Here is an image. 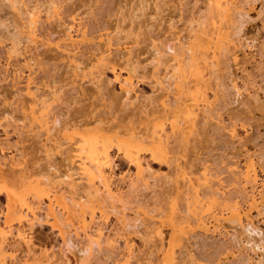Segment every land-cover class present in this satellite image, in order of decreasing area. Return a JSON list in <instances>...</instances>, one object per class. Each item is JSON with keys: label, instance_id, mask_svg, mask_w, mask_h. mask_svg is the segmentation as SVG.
Masks as SVG:
<instances>
[{"label": "bare ground", "instance_id": "obj_1", "mask_svg": "<svg viewBox=\"0 0 264 264\" xmlns=\"http://www.w3.org/2000/svg\"><path fill=\"white\" fill-rule=\"evenodd\" d=\"M8 1L16 20L10 15L13 27L16 25L13 32L17 33H11V38V34L9 38L0 34L5 54L4 62L0 61L4 80H0L9 85L0 89V129L5 134L0 140V198L4 196L0 264H100L111 256L114 264H264V162L256 159L260 154L251 152L245 122L232 121L233 117L227 122L222 115L224 105L233 102L235 94L237 101L244 94L243 101L264 100L263 77V86L256 84L257 78H253L257 73L253 77L247 70L252 81L242 94L235 80L239 73L235 76L232 71V65L239 66L241 56L255 44L242 38L243 25H257L262 20L257 29H264V3H260L262 7L259 0H203L202 17L198 14L195 21L192 16L194 24L191 21L183 33L175 28L173 14L163 12L161 5L166 0H137V9L123 1L125 5H119L110 24L93 35L86 23L93 7V3L88 4L90 8L85 4L89 0L71 4L70 0L68 6L66 0ZM65 6L70 7L67 10ZM144 29H148L146 47L153 52L150 57L147 52L145 58L154 60L149 67L153 68L150 80L152 77L156 86L151 96L140 95L136 88L137 79H145L146 70L141 73L144 63L140 68L136 58L144 57H136L140 52L133 49L145 42H141ZM164 33H168L166 42L161 40ZM8 39L14 42L8 45ZM54 53L56 65L63 62L62 68L69 74L61 75V84L66 82L63 77L77 84V93L70 92L74 95L67 98L75 101L79 91L84 97L80 95L81 103L101 101L105 108L101 115H94L97 107L83 104L89 107L88 115L61 119L64 113L54 109L68 100L61 93V80L57 78V84L55 78L38 79L48 70L45 58L49 61ZM120 64L125 74L116 70ZM259 64V69L264 68ZM107 69L117 83V95L108 87L116 102L121 101V107H130L132 112L124 117L123 112L119 121L105 96ZM263 70H259L260 76H264ZM84 85L91 94L84 92ZM69 101V107L64 103L65 112ZM81 103L79 108L85 110ZM69 112V116L74 113ZM8 124L17 138L13 143L8 140ZM219 134L225 143L229 141L228 148L234 145L232 154L240 150L238 155L243 157L242 161L227 162L228 167L224 163L231 178L228 181L226 176L223 180V167L218 164L225 161L227 153L218 160L214 152ZM31 140L36 150L31 151ZM201 144L206 149L212 147L207 150L212 157ZM56 156H62V163H56ZM116 157L130 167L128 173L116 174ZM151 163L167 170L158 173ZM111 214L115 223L107 227ZM38 225H48L55 232V241L42 248L36 245L33 233ZM215 242L224 245L218 244L223 250ZM207 246L215 248L210 258L203 256L205 252L197 255V251L209 250L204 249Z\"/></svg>", "mask_w": 264, "mask_h": 264}, {"label": "rangeland", "instance_id": "obj_2", "mask_svg": "<svg viewBox=\"0 0 264 264\" xmlns=\"http://www.w3.org/2000/svg\"><path fill=\"white\" fill-rule=\"evenodd\" d=\"M8 1V0H7ZM7 1H5V0H0V34H1V38L3 37H8L11 33L13 34V35H15L16 33H17V31H16V33L14 34V32H15V29H14V27L16 26H14L13 27V20H11V19H14V16L11 14L12 13V7L11 6H9V1L7 2ZM26 1V0H25ZM34 1V0H33ZM59 1V0H58ZM70 0H66V3H67V5L66 6H68V2H69ZM73 1V2H72ZM72 1H70V4L71 3H79V0H77V1H74V0H72ZM82 2L84 1V0H81ZM86 1H88V0H86ZM90 1V0H89ZM88 1V2H89ZM92 2L90 3H88V2H86L85 4L89 7V5L91 4L92 5V3H93V7L92 8H88V7H86V5L85 6H83V7H86V10L88 11V9H89V11L88 12H90V14L91 15H89V13H87V17H88V20L86 21V23H88L87 24V26H88V32L91 34H98V32H99V30H101V28H104L106 25L108 26V24H110V20L114 17V15L113 14H115L117 11L116 10H118V7H119V5H125L126 3H128L129 2V4H131L132 6H136L137 5V7H136V9L138 8V4L137 3H139V2H137V0L135 1V3H134V1H130V0H95V1H93V0H91ZM123 1H124V3L125 4H123ZM139 1V0H138ZM26 2H31V0L30 1H26ZM85 2V1H84ZM95 2H96V4H95ZM204 4V2H203V0H166V2H165V4H162L161 5V8L164 10L163 12L165 13V14H167V13H172L173 14V16H174V21H175V28L177 29V31L180 29L181 30V32H182V30H183V33L185 32H187V30H188V27L191 25V21L193 20V18H194V20L196 21V16L198 15V14H201V16L199 15V17H202V14H203V12L201 11L202 10V6H203V4ZM257 3H258V1H257ZM260 3H264L263 2V0L261 1V0H259V4ZM69 4V5H70ZM84 4V3H83ZM89 4V5H88ZM95 4V5H94ZM128 4V5H129ZM262 4H260V6H262ZM65 6V7H66ZM71 6V5H70ZM69 6V7H70ZM264 6V5H263ZM262 6V7H263ZM11 9H10V8ZM69 7L67 8V10L69 9ZM203 7H205V5L203 6ZM88 8V9H87ZM82 9H85V8H82ZM203 9H205V8H203ZM263 9V8H262ZM94 10V11H93ZM115 11V12H114ZM201 11V12H200ZM203 11H205V10H203ZM10 12V13H9ZM144 13V12H143ZM163 13V14H164ZM263 15V17H264V13H262ZM13 16V18H11L10 19V17L11 16ZM91 16V17H90ZM113 16V17H112ZM192 16H193V18H192ZM8 17V18H7ZM86 17V16H85ZM87 17H86V19H87ZM111 17V18H110ZM198 16H197V20H198V18H199ZM3 19H5V20H3ZM90 19V20H89ZM192 19V20H191ZM264 19V18H263ZM15 20V19H14ZM200 20V19H199ZM15 23H16V20L14 21ZM193 22V21H192ZM260 22V21H259ZM258 22V23H259ZM108 23V24H107ZM247 23V22H246ZM245 23V24H246ZM263 22H262V20H261V23H259V24H262ZM4 26H3V25ZM11 24V25H10ZM190 24V25H189ZM193 24H194V22H193ZM243 25L244 27L247 25V27H249L248 29L249 30H247L246 28L247 27H242V32L244 33H242L243 34V36H242V38H247L246 40H248V38H249V40L250 41H253V43H255V44H253L252 42V44L254 45V47H251V49L252 50H250L248 53H247V50L245 51V55H244V58H245V56H246V54H247V58H245V60H243L244 61V63L242 62V59H244L242 56H241V62L239 63L240 65V67L238 66V65H232V71H234L233 72V75H238L237 74V72L239 73V77L238 76H234L235 77V80H237L236 81V85L241 89L242 88V90H240L241 92L244 90V88H246L247 86H250L248 83H251L250 82V76H248V73L249 72H246L247 70L249 71V69H250V73H257V74H255V78H253L254 77V74H253V79H256V81H253V82H258V83H256V84H262V82L261 81H263V80H261V78L263 77V79H264V76L262 75V76H260V74L259 73H261L262 74V72H260L259 70H261L262 71V69H264V68H261V69H259L258 67H257V65L260 63V60L262 61V62H264V29H263V26H261L260 28H258L257 29V26H260L259 24H257L256 25V22L254 23V22H252V23H250L252 26H253V24H255L256 26H253V29H252V26L249 24V26H248V24H246V25ZM187 25V26H186ZM6 26H8L9 27V30H8V28L6 27ZM103 26V27H102ZM250 26H251V28H250ZM4 27H6V28H4ZM186 27H187V29H186ZM191 27V26H190ZM43 28V27H42ZM179 28V29H178ZM183 28V29H182ZM186 30H185V29ZM244 28V29H243ZM44 29H45V27H44ZM98 29V30H97ZM252 29V30H251ZM255 29V30H254ZM263 29V30H262ZM91 30V31H90ZM96 31V32H94V31ZM152 30V29H151ZM175 30V29H174ZM251 30V31H250ZM260 30V31H259ZM7 31V32H6ZM9 31V32H8ZM14 31V32H13ZM93 31V32H92ZM246 31H247V34L249 35V36H251V37H247V34H246ZM249 31V32H248ZM258 31V32H257ZM143 32V33H142ZM142 34H143V37L141 38V35H140V38L141 39H143L141 42H143V41H145L144 40V38H146V36H147V34H148V29L146 30V29H144V31L142 30ZM251 32V33H250ZM258 34H257V33ZM5 33V35L3 36V34ZM161 33V32H160ZM240 33V34H241ZM10 35L9 37L11 38V36H13V35ZM157 34H159V33H157ZM168 34V33H167ZM167 34H163V39H161V35L159 36V40L161 39L163 42H166V41H164V40H167L166 39V35ZM181 34V33H180ZM7 35V36H6ZM92 35V36H93ZM144 35H146L145 37H144ZM183 35V34H182ZM255 35V36H254ZM166 36V37H165ZM257 36V37H256ZM8 37V38H9ZM165 38V39H164ZM168 38V37H167ZM253 38H254V40H253ZM257 38V39H256ZM6 39V38H5ZM140 39V40H141ZM9 40V41H8ZM6 42H7V44L8 45H10V42L12 43V42H14V40L12 41L11 39H8ZM11 40V41H10ZM160 40V42H162ZM248 40V41H249ZM148 41V40H147ZM147 41H145V42H143L142 44H138L139 46L138 47H140L139 49H138V47H137V49L135 48V49H133L134 51L136 50V52H140V53H137V55H136V57H140L141 59L144 57V59H142V60H140L139 58L137 59L136 58V61H138L139 63H137V64H139V65H137V66H139L140 68L142 67L141 65L143 64V68L144 69H140V68H137V69H139L138 71L140 72V70H141V73L143 72H145V70H146V75L145 76H143V77H145V79H137V81L138 82H136V88L138 89L137 91H138V93L141 95L142 94V96H149L151 93H153L154 91V89H156L155 87V85L153 84L154 82V80H152V77H151V80H150V72H151V69H153V68H149L152 64H153V62H154V60L153 61H151L152 63H149L150 61L148 60V59H146L145 57H150L152 54H153V52H152V49L150 50L149 48H147L148 47V45H147V47H146V44H148V42ZM257 41V42H256ZM163 44L164 43H162V46H163ZM141 45V46H140ZM252 45V46H253ZM164 47V46H163ZM1 48V47H0ZM134 48V47H133ZM1 50H3V52L1 51ZM139 50V51H138ZM148 50V51H147ZM134 51H133V54H134ZM149 51H151L152 53L150 54V52ZM254 51V52H253ZM148 52V54H146ZM4 53V48H1L0 49V58L2 59H0V61H1V63L2 62H4L3 60H4V56H5V54H3ZM46 53V52H45ZM44 53V54H45ZM48 53V55H50V52H47ZM145 53V54H144ZM251 55L250 57H249V55ZM263 54V55H262ZM53 55H54V58H52L53 57ZM135 55V54H134ZM133 55V56H134ZM145 55V56H144ZM148 55V56H147ZM45 56H46V54H45ZM45 56H44V58H45ZM262 57V59H261V57ZM3 57V58H2ZM52 57L51 58H49V61L50 62H52V61H54L53 62V65H54V67H52V63H50L49 61H48V59H46L45 58V60L47 61L46 62V68H48V70H45L46 68L45 67H43V68H45V69H43V70H45V71H43V73L42 74H40V76H39V74H38V76L40 77H38V79H41V78H46V76H47V78H48V81H50V80H52V79H54V80H56L57 78V80H59L60 78L62 79V77H61V75H64V76H66V69L65 68H62V67H64V65H61L63 62H61V61H59L60 62V65L59 66H57L58 64V60H57V58H56V54L54 53V54H52ZM154 57V56H153ZM135 58V57H134ZM152 58V57H151ZM252 58V59H251ZM50 59H52V61L50 60ZM53 59H55V60H53ZM248 61H247V60ZM253 60V61H252ZM247 62V64H246V62ZM256 61V62H255ZM56 62V63H55ZM148 62V63H147ZM260 63L259 64V66L260 67H263L264 66V64L263 63ZM47 63H50V64H48L47 65ZM122 63V62H121ZM57 64V65H56ZM118 64H119V62H118ZM145 64H147V66L145 65ZM243 64V65H242ZM263 64V65H262ZM124 65V64H123ZM48 66V67H47ZM61 66V67H60ZM120 66V67H119ZM234 66V67H233ZM245 66L247 67L248 66V68H245ZM256 66V67H255ZM49 67H51V69L49 68ZM59 69H58V68ZM124 67V66H123ZM123 67L121 66V64L120 65H118V66H116V70L118 71V72H120L121 74H125V72L124 71H126V69H124L123 70ZM152 67H153V65H152ZM122 70H121V69ZM237 68H239V69H237ZM243 68V69H242ZM257 68V69H256ZM49 69H50V71H49ZM55 69H57V71L55 70ZM236 69V70H235ZM241 69V70H240ZM51 70H55V71H52L51 72ZM60 70V71H59ZM65 70V71H64ZM144 70V71H143ZM245 70V72L247 73H244L243 71ZM51 72V73H48V72ZM160 71H162L161 69H160ZM252 71V72H251ZM259 71V72H258ZM264 71V70H263ZM42 72V71H41ZM47 74H50V76H52V77H50V76H48V75H45L46 73ZM57 72V73H56ZM236 72V74H234ZM240 72H242V73H240ZM64 73V74H63ZM149 73V74H148ZM106 74H107V76H106ZM147 74H148V77L147 78H149V79H146V76H147ZM252 74H250L251 76H252ZM59 77H58V76ZM68 73H67V77H68ZM243 75H246V76H244L243 77ZM259 75V76H258ZM44 76V77H43ZM142 77V78H143ZM247 77V78H246ZM259 77V78H258ZM261 77V78H260ZM0 78H2L1 76H0ZM51 78V79H50ZM66 77H63V80L64 81H66V82H64L65 84L64 85H62L61 83H63V81L61 82V81H59L60 82V84L59 85H62L63 86V89H62V91L64 92V91H66L68 88V92H67V94H65V92L63 93L62 91H61V93H62V95H64V99L66 98V99H68V100H64L63 102L66 104V106H68V102L67 101H71V99H69V98H67V97H71L72 96V94L73 93H75V87H76V83H75V85H73L71 82H69L70 81V79L69 78H66ZM107 78V79H106ZM141 78V77H140ZM249 78V79H248ZM3 79V78H2ZM50 79V80H49ZM69 79V80H68ZM110 79H111V82H109L110 81ZM4 80V79H3ZM42 81L44 80V79H41ZM47 80V79H46ZM56 80V81H57ZM104 80H105V96H106V98H107V103L109 104L108 106H110L111 107V105H112V109L114 110H116L117 111V113L119 112V114H117L116 113V111L114 112V111H112L113 112V115L116 113V116H114V117H117V121H119L118 120V118L119 119H121L122 118V114H123V112H125L124 114H123V117H124V115H127L129 112H130V107L128 108V110L126 109V107H125V109H123L121 106V104H119V103H121V101L118 103V102H116L118 99L117 98H115L114 96H113V94H112V90L111 89H113V93H114V91H118V87H117V83L116 82H113V74H112V72L109 70L108 71V69L107 70H105V75H104ZM246 80H247V83H245L246 82ZM249 80V81H248ZM261 80V81H260ZM68 81V82H67ZM109 83H108V82ZM252 81V80H251ZM261 83H260V82ZM0 82L1 83H3V84H0L1 86H0V89L1 88H3V85H4V88L6 87V86H9V85H6L5 86V82L4 81H2V80H0ZM153 82V83H152ZM264 82V81H263ZM9 82L8 81H6V84H8ZM71 83V85H69ZM112 83V85H110ZM114 83V84H113ZM238 83V84H237ZM246 85H245V84ZM11 84V83H10ZM57 84H58V81H57ZM67 84V85H66ZM107 84H109L108 86H107ZM264 84V83H263ZM263 84H262V86H263ZM65 85H66V87H65ZM73 85V86H72ZM86 86H87V84H85ZM85 85L83 86V90H84V92L86 91L85 90ZM12 86V85H11ZM89 86V85H88ZM87 86V87H88ZM112 87L111 89H109L110 87ZM155 86V87H154ZM245 86V87H244ZM72 87V88H71ZM87 87H86V89H87ZM109 87V88H108ZM244 87V88H243ZM4 88H3V90H4ZM9 88H11V87H9ZM13 88V87H12ZM11 88V89H12ZM67 88V89H66ZM70 88L72 89V90H70ZM90 88V86L88 87V89ZM7 89V91H8V87L6 88ZM6 89H5V92H7L6 91ZM76 89H78L77 87H76ZM13 90V89H12ZM12 90H10V91H12ZM74 90V91H73ZM229 90V89H228ZM230 90H232V89H230ZM9 91V92H10ZM78 91V90H77ZM91 91V90H90ZM140 91V92H139ZM227 91V90H226ZM245 91V90H244ZM244 91H243V93L242 94H244ZM70 92H73V93H70ZM87 92V91H86ZM85 92V93H86ZM89 92V91H88ZM87 92V93H88ZM156 92V91H155ZM234 93V91H229V93H231L232 94V96L235 94H233ZM77 93V92H76ZM75 93V94H76ZM78 93L81 95H83V93H80L79 91H78ZM84 93V95H86L87 97H88V95L87 94H85ZM90 93V92H89ZM91 93H92V91H91ZM90 93V94H91ZM158 93V92H157ZM227 93V92H226ZM114 94H116L117 95V93H114ZM155 94V93H154ZM154 94H152V95H154ZM66 95H68V96H66ZM70 95V96H69ZM74 95V94H73ZM78 95V94H77ZM76 95V97H78L79 96V98H73L72 97V100H74L75 99V101H69L72 105H73V108L74 109H72L71 107H72V105L70 104V108H69V111L71 110V111H74V113L73 114H71L70 116H69V114H67L68 112H65V111H67L65 108H67V107H64L65 105H64V103L61 105V106H58L57 105V107L59 108H55L54 107V109H56V112H57V110L59 111L60 110V114H61V112H63L64 114H63V116L61 117V119L62 120H64V119H66L67 117H72V115L73 116H77V115H80V117L81 116H83L84 115V117H85V115H88L87 114V112H88V109H89V107L91 106V108H93V107H97L96 109H95V111H94V115H97V114H99V115H101V112H102V108H104V107H102V105H100V102L101 101H95L94 102V100H93V102L91 101V100H88V101H86L85 102V100H83L84 101V103H81L80 101H81V99L80 98H82L80 95H78L77 96ZM228 95V94H227ZM236 95V94H235ZM234 95V96H235ZM66 96V97H65ZM151 96V95H150ZM234 96H233V98H234ZM242 96H245V99H246V94H244V95H242ZM241 96V97H242ZM115 99H114V98ZM229 97L231 98V96L229 95ZM227 98L228 100H233V102L232 101H227V99L225 100V101H227L226 102V104H227V106H225L224 105V107H225V110L224 109H222L223 111H222V115H223V117H224V119L225 118H227V119H225L227 122L228 121H231L232 119V117H233V120L232 121H235L236 120V118H237V120L235 121V122H241V121H244L245 122V127H247V130H248V137H249V140L250 141H248V142H251V143H248L249 145H251L250 147L253 149V151H251V149H250V151L251 152H254L255 151V153H252L253 155L255 154V155H258V154H260L261 156L260 157H257V156H255L254 155V157L256 158V159H258V161H259V159H260V161H263L264 162V100L262 101H258L259 103H256L257 104V106H256V104L254 103V101H247V100H244L243 101V99L242 98H244V97H240V99L237 101L236 100V98H234L235 99V101H234V99L233 98ZM84 98V97H83ZM86 98V97H85ZM78 99H80L79 101H78ZM87 100V99H86ZM241 100V101H240ZM92 102L91 104H90V102ZM237 101V102H236ZM67 102V103H66ZM81 103V105H89V107L88 108H86L84 105V109L85 110H83V109H80L79 107H80V103ZM89 104H88V103ZM96 102H97V104L99 103V105H100V107L96 104ZM224 102V101H223ZM230 102V103H229ZM232 102V103H231ZM240 102V103H239ZM116 103H118L119 104V106L117 105L116 106ZM225 103V102H224ZM255 104V105H254ZM76 105V106H75ZM77 105H78V109L77 108H75V107H77ZM83 106H81V108H83ZM61 107V108H60ZM69 107V106H68ZM110 107H107V108H109V110L111 109ZM117 107V108H116ZM119 107V108H118ZM223 107V108H224ZM65 110H64V109ZM101 108V109H100ZM106 108V109H107ZM120 108H122V109H120ZM131 108H133V107H131ZM53 109V110H54ZM61 109H62V111H61ZM68 109V108H67ZM105 109V108H104ZM119 109L121 110V111H119ZM78 110V111H77ZM83 110V113L84 112H86V114L84 113H81V111ZM99 110H101V111H99ZM108 110V109H107ZM127 110V111H126ZM133 109H131V111H132ZM55 111V110H54ZM227 113H226V112ZM98 112H100V113H98ZM110 112V111H109ZM133 112H135V110H133ZM70 113V112H69ZM97 113V114H96ZM131 114H132V112H130ZM130 113L128 114V115H130ZM18 114V113H17ZM66 114V115H65ZM75 114H77V115H75ZM119 115V116H118ZM230 115V116H229ZM15 116H16V114H15ZM66 116V117H65ZM106 116H108V115H106ZM121 117V118H120ZM133 117V116H132ZM116 119V118H115ZM230 119V120H229ZM116 121V120H115ZM9 126L11 125V124H8ZM7 125H5V127H6ZM6 127L7 128V130H8V132H9V142L10 143H13L15 140H17V138H16V136H15V133L14 132H12V128H11V126L10 127ZM9 129L11 130V133H10V131H9ZM5 134H4V131L2 130L1 131V129H0V136H1V139L0 140H4V138L3 137H5L4 136ZM11 135V136H10ZM3 136V137H2ZM217 137L216 138H218L217 139V141L215 142L214 141V143H216V145L218 146H216L215 144H213V141H212V143H210L211 144V146L212 147H215V150H214V152L216 153V158H218L221 154H222V156H224L226 153L228 154H226V156L228 157H226L224 160L226 161H223L222 163H218L219 161L218 160H220V159H222V158H218V160H216V161H218L217 163L218 164H221V166L223 167V168H221L220 170L222 171V174H221V176L223 177V180L225 179L226 180V178H225V176L227 177V181H228V179L230 178L229 176V172L227 171V167H228V165L230 164V163H227V162H231L232 160H238V161H242V155L241 154H239L238 155V153H241L240 152V150L238 151V153H237V155H235L236 154V152H235V154H232L231 152H234L233 151V149H232V146H234V145H230L229 144V146H231L230 148H228L227 147V145H228V142L229 141H227L226 143H225V140H224V137L222 136V138H220L221 136H220V134H219V136L218 135H216ZM215 136H213V137H211V138H214ZM208 138V137H207ZM216 138H214L215 140H216ZM226 138V137H225ZM210 139V138H209ZM208 139V140H209ZM208 140L206 139V140H203V143L202 144H204V141H207L208 142ZM212 139H210L209 140V142L211 141ZM227 140V139H226ZM201 143V142H200ZM206 143V142H205ZM30 144H31V151H32V149H35L36 148V143L34 142V140L32 141L31 140V142H30ZM202 144H201V146H202ZM198 145H199V143H198ZM197 145V146H198ZM206 145H208V147H210V145H209V143H207ZM213 145H215V146H213ZM200 149H201V147L200 146H198ZM205 147V145L204 146H202V149ZM207 147V149L206 148H204V149H206V151L207 150H209V149H211L212 150V147L211 148H208ZM249 147V148H250ZM235 148V147H234ZM201 149V150H202ZM36 150V149H35ZM204 151V150H203ZM205 151V152H206ZM237 151V150H236ZM208 152V153H207ZM206 152V154L207 155H209L210 153V151H207ZM211 153L213 154V155H215L214 153H213V151H211ZM219 153V155H217ZM230 153V154H229ZM33 155H34V152H33ZM204 155L205 154H203L202 156L204 157ZM211 155V154H210ZM209 155V156H210ZM232 155H234L235 156V159H234V156L232 157ZM236 156H238V157H236ZM241 156V157H240ZM259 156V155H258ZM206 157V156H205ZM208 157V156H207ZM211 157H212V155H211ZM225 157V156H224ZM214 158V157H213ZM213 158H211V159H213ZM233 158V159H232ZM61 159H62V156H56V163L58 164H60V163H62V161H61ZM215 159V158H214ZM116 163H117V166L115 167L116 168V174H124V173H128V171H129V169H130V167L124 162V161H122V160H120L119 159V157H116ZM216 162L214 163L215 165L217 164ZM227 163V167L225 166V164ZM259 163H261L262 164V162H259ZM214 164H213V166H214ZM217 164V165H218ZM264 165V164H263ZM225 166V167H224ZM151 167L155 170V171H157L158 173H160V170H161V172L162 171H164L165 172V170H167L166 169V166L164 167V166H161V165H159V164H157V163H151ZM216 167V166H215ZM218 168H219V165L217 166ZM216 170H217V168H216ZM219 170V169H218ZM219 170V171H220ZM220 171V172H221ZM163 173V172H162ZM225 173V174H224ZM228 174V175H227ZM229 177V178H228ZM231 179V178H230ZM227 181H225V182H227ZM230 181V180H229ZM118 182V181H117ZM4 203V196H1V198H0V208H2L3 207V204ZM128 213H129V217H133L134 215H132L133 214V212H131L130 210L128 211ZM131 214V215H130ZM114 216H112V214L109 216V222H108V224H107V227H111L112 225H114L113 223H115L114 222ZM33 237H34V239H33V241H34V243L36 244V245H38V246H40V248H42L43 246H45V245H48L50 242H53V241H55V239H56V236H55V232L54 231H52L51 229H50V227L48 226V225H38V226H35L34 227V233H33ZM137 237V238H136ZM136 237H135V242H136V245H139L140 244V238L138 237V235H136ZM137 242H139V243H137ZM218 242V241H217ZM45 243V244H44ZM40 244V245H39ZM44 244V245H43ZM218 244H221V243H218ZM218 244H216V242L214 243V245H218ZM221 247H224V245L222 246V244L220 245ZM219 245L217 246V247H220ZM197 247V246H196ZM199 247L201 248V249H203V247L202 246H200L199 245ZM216 247V246H215ZM221 247L219 248L220 250H223V249H221ZM39 248V249H40ZM200 248H196L197 250L198 249H200ZM209 249V250H201V251H197V255H202V253H199V252H205L206 253V255H204L203 254V256H208L209 258H210V255L213 253V251L215 250V248H214V246H213V248H209L208 246L207 247H204V249ZM38 249V248H37ZM218 248H216V250H217ZM217 252H219V251H217ZM211 253V254H210ZM212 256V255H211ZM108 259V258H107ZM106 259V260H107ZM114 257L113 256H111V257H109V260H107V263H105L104 261H102L101 259V261L103 262V263H100V262H98V263H100V264H114L115 262H114ZM96 261H98V260H96ZM95 261V262H96ZM93 264H95L94 262H93ZM223 264V263H222Z\"/></svg>", "mask_w": 264, "mask_h": 264}]
</instances>
